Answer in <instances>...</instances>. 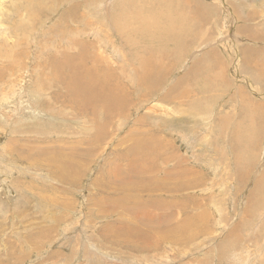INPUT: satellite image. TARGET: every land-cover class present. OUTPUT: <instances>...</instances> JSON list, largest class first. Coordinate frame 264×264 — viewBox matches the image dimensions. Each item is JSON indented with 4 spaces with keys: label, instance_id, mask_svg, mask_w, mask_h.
<instances>
[{
    "label": "rangeland",
    "instance_id": "obj_1",
    "mask_svg": "<svg viewBox=\"0 0 264 264\" xmlns=\"http://www.w3.org/2000/svg\"><path fill=\"white\" fill-rule=\"evenodd\" d=\"M130 1L0 0V264H264V0Z\"/></svg>",
    "mask_w": 264,
    "mask_h": 264
},
{
    "label": "bare ground",
    "instance_id": "obj_2",
    "mask_svg": "<svg viewBox=\"0 0 264 264\" xmlns=\"http://www.w3.org/2000/svg\"><path fill=\"white\" fill-rule=\"evenodd\" d=\"M118 1H120V0H118ZM127 1V0H126ZM132 1V3H135V1L134 0H131ZM131 1H130V3H131ZM146 1V0H145ZM144 1V2H145ZM151 1V0H150ZM153 1H155V0H153ZM158 1V0H157ZM95 2V1H94ZM94 2H93V4H94ZM101 2V1H100ZM123 2V1H122ZM143 2V1H142ZM146 2H149V0L148 1H146ZM158 2H160V1H158ZM161 2H163V1H161ZM184 2V1H183ZM96 3H98L97 1H96ZM95 3V4H96ZM103 3V2H102ZM106 4H107V2H105ZM116 3V2H115ZM137 3H138V1H137ZM170 3V2H169ZM92 4V3H91ZM119 4V3H118ZM151 4V3H150ZM161 4V3H160ZM163 4H165V2L163 3ZM162 4V5H163ZM171 4V3H170ZM169 4V5H170ZM79 5V4H78ZM130 5V4H129ZM139 5H140V3H139ZM138 5V6H139ZM153 5V4H152ZM174 5V4H173ZM107 6V5H106ZM111 6V5H110ZM128 6V5H127ZM133 6H136V5H133ZM132 6V7H133ZM144 6V5H143ZM146 6V5H145ZM150 6V5H149ZM155 6V5H154ZM193 6V5H192ZM202 5H200V7H201ZM137 7V6H136ZM147 7V6H146ZM151 7H153V6H151ZM151 7H150V9H151ZM156 7H158V6H156ZM163 7V6H162ZM167 7V6H166ZM128 8H129V6H128ZM154 8V7H153ZM168 8V7H167ZM166 8V10H168ZM172 9H173V7H171ZM196 8V7H195ZM198 8H199V6H198ZM180 9V8H179ZM174 10V9H173ZM181 10V9H180ZM169 11H170V9H169ZM104 17V16H103ZM101 20H102V18H101ZM103 21V20H102ZM97 30V29H96ZM192 30H195V29H192ZM99 32V31H98ZM94 33H96L95 31H94ZM94 33H93V35H94ZM98 34V33H97ZM157 35V34H156ZM151 36V35H150ZM151 38V37H150ZM154 38V37H153ZM100 39V38H99ZM161 39V38H160ZM101 40V39H100ZM99 40V41H100ZM139 40V39H138ZM141 40H142V38H141ZM96 41V40H95ZM102 41H103V39H102ZM102 41H100V42H102ZM145 41V40H144ZM143 43V42H142ZM156 43V42H155ZM96 44V43H95ZM140 44V43H139ZM151 44V43H150ZM154 44V43H153ZM147 45V44H146ZM185 45H187V44H184V46ZM154 46V45H153ZM139 47V46H138ZM137 47V48H138ZM157 47V46H156ZM97 48V47H96ZM101 48V47H100ZM143 48V47H142ZM148 48H149V46H148ZM153 48V47H152ZM112 50H114V49H112ZM140 50V49H139ZM139 50H137V51H139ZM181 50H182V48H181ZM93 51H95V50H93ZM93 51H91V52H93ZM115 51V50H114ZM144 51V50H143ZM105 52V51H104ZM118 52V51H117ZM146 52V51H145ZM185 52V51H184ZM94 53V52H93ZM98 53V52H97ZM147 53V52H146ZM103 54V53H102ZM113 54V53H112ZM94 55H96V54H94ZM117 55V54H116ZM97 56V55H96ZM100 56V55H99ZM91 57H93V56H91ZM112 57V56H111ZM99 58V57H98ZM108 58H110V57H108ZM124 58V57H123ZM122 58V59H123ZM127 58V57H126ZM94 59V58H93ZM92 59V60H93ZM100 59V58H99ZM121 59V60H122ZM158 59V58H157ZM95 60V59H94ZM93 60V61H94ZM101 60V59H100ZM103 61H104V59H102ZM109 60V59H108ZM258 61L259 60H255L254 61V63H252L254 66H256L257 65V63H258ZM95 62V61H94ZM100 62H102V61H100ZM110 62V61H109ZM123 62V61H122ZM143 62V61H142ZM153 62V61H152ZM151 62V63H152ZM247 62H249V63H251V61H249L248 59H247ZM116 63V62H115ZM137 63V62H136ZM156 63V62H155ZM158 63V62H157ZM114 64V63H113ZM119 64H121V63H119ZM127 64V63H126ZM102 65V64H101ZM151 65H153V64H151ZM151 65H149V66H151ZM105 66V65H104ZM105 67H108V66H105ZM152 67V66H151ZM196 67V66H195ZM53 68H54V66H53ZM52 68V69H53ZM121 68V67H120ZM157 68V67H156ZM259 68L260 69H256L257 70V75L259 74V73H261V75H262V77H264V62H262V64H259ZM151 69V68H150ZM153 69H154V67H153ZM55 72H57L58 71V62H56L55 63ZM99 70V69H98ZM95 70V73H96V77H97V79H99V81L101 82V86H102V88H103V91H107L110 87H111V85H112V83L113 82H111L110 81V76L112 75V73H113V69H111V70H107V69H105V70ZM155 71V70H154ZM188 71V70H187ZM107 72H108V75H107ZM189 72V71H188ZM191 72V71H190ZM107 75V76H106ZM138 75V74H137ZM188 75V74H187ZM115 79V78H114ZM113 81V80H112ZM142 82H144L143 83V86H145L146 88H148V90H151L152 88H157L158 87V85L157 84H154L153 86H151V84H150V82L149 81H147L146 80V77H145V80L144 81H142ZM141 82V83H142ZM159 82V81H158ZM158 82H156V83H158ZM139 86H140V84H139ZM142 87V86H141ZM69 93H70V95H72L73 97H75V96H79V95H81V93H82V91H81V87L80 86H77V87H71L70 89H69ZM185 93H186V90H185ZM175 95V94H174ZM188 96V95H187ZM263 119V118H262ZM138 165L139 166H142V167H151L150 165L149 166H147V164H144V163H138ZM116 168V167H115ZM120 170V169H119ZM116 171V170H115ZM118 172H120V171H118ZM143 172H147L148 174H150L151 172H152V169H150V170H143ZM110 175V174H109ZM119 175V174H118ZM123 175V174H122ZM134 175V177L135 176H137L136 174H133ZM117 176V175H116ZM115 176V177H116ZM120 178H122V176H121V174H120ZM124 179V178H123ZM125 179H127V177L125 178ZM132 179V178H131ZM128 180V181H131L132 182V180ZM137 180H140V178L138 179L137 178ZM137 180H133V181H137ZM133 183V182H132ZM139 183V182H138ZM142 183V182H141ZM140 184V183H139ZM143 185H144V183H143ZM141 186H142V184H141ZM140 185L138 186L139 188L138 189H140L141 190V187ZM125 187H127V185L125 186ZM144 189H145V191L146 190H149V191H154L155 189H156V185H154V184H152V183H150V184H146V185H144ZM136 188V187H135ZM141 191H143V190H141Z\"/></svg>",
    "mask_w": 264,
    "mask_h": 264
}]
</instances>
